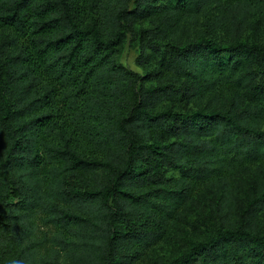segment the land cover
<instances>
[{
  "label": "trees",
  "instance_id": "trees-1",
  "mask_svg": "<svg viewBox=\"0 0 264 264\" xmlns=\"http://www.w3.org/2000/svg\"><path fill=\"white\" fill-rule=\"evenodd\" d=\"M0 264H264V0H0Z\"/></svg>",
  "mask_w": 264,
  "mask_h": 264
},
{
  "label": "rangeland",
  "instance_id": "rangeland-1",
  "mask_svg": "<svg viewBox=\"0 0 264 264\" xmlns=\"http://www.w3.org/2000/svg\"><path fill=\"white\" fill-rule=\"evenodd\" d=\"M251 36H258V33H251ZM141 50L138 46V40L133 35H127L124 44L120 52L117 55V59L120 63L126 65L127 67L140 72L143 76H145V82L147 84H153L156 82L155 79L151 78V74L156 71V63L151 60L146 63H142L141 61ZM150 77V78H148ZM178 107H182L183 109H188L194 107L193 104L187 102H181ZM169 174H176V172H171ZM177 248L174 244L171 243H161L158 244L154 253L162 254L165 257H170L174 253H176Z\"/></svg>",
  "mask_w": 264,
  "mask_h": 264
}]
</instances>
